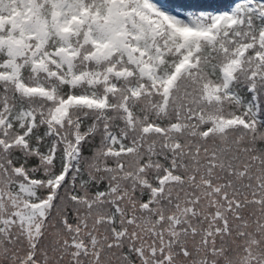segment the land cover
I'll return each instance as SVG.
<instances>
[{"label": "snow or ice", "instance_id": "6c2138e0", "mask_svg": "<svg viewBox=\"0 0 264 264\" xmlns=\"http://www.w3.org/2000/svg\"><path fill=\"white\" fill-rule=\"evenodd\" d=\"M0 264H264V0H0Z\"/></svg>", "mask_w": 264, "mask_h": 264}]
</instances>
